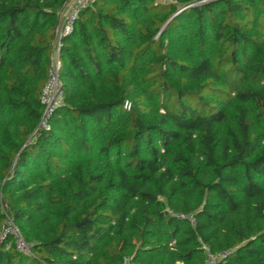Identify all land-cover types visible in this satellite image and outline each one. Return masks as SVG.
<instances>
[{
    "label": "trees",
    "instance_id": "1",
    "mask_svg": "<svg viewBox=\"0 0 264 264\" xmlns=\"http://www.w3.org/2000/svg\"><path fill=\"white\" fill-rule=\"evenodd\" d=\"M0 0V264H264V0Z\"/></svg>",
    "mask_w": 264,
    "mask_h": 264
},
{
    "label": "built area",
    "instance_id": "2",
    "mask_svg": "<svg viewBox=\"0 0 264 264\" xmlns=\"http://www.w3.org/2000/svg\"><path fill=\"white\" fill-rule=\"evenodd\" d=\"M95 0H72L68 5L66 12L63 14L60 25L57 30V39L52 54L51 68L49 71V79L43 89L42 103L45 106V115L41 121V128L47 129V119L53 111L63 104V91L59 78V51L64 36L70 34L73 30L78 14L82 9L89 7ZM16 228V232L13 230ZM14 237L17 240V246L20 251L29 253V247L25 244L19 229L15 226L12 219L7 218L2 234L0 236V245L7 237ZM215 259L211 257L210 263L215 264Z\"/></svg>",
    "mask_w": 264,
    "mask_h": 264
},
{
    "label": "rangeland",
    "instance_id": "3",
    "mask_svg": "<svg viewBox=\"0 0 264 264\" xmlns=\"http://www.w3.org/2000/svg\"><path fill=\"white\" fill-rule=\"evenodd\" d=\"M12 228H13V230H14V231L16 230V228H15V227H13V226H12ZM15 232H16V231H15Z\"/></svg>",
    "mask_w": 264,
    "mask_h": 264
}]
</instances>
